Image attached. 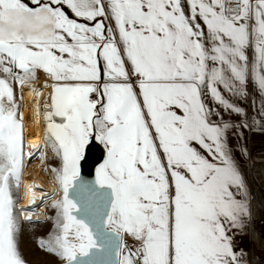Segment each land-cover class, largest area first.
I'll return each mask as SVG.
<instances>
[{
  "label": "snow or ice",
  "instance_id": "obj_1",
  "mask_svg": "<svg viewBox=\"0 0 264 264\" xmlns=\"http://www.w3.org/2000/svg\"><path fill=\"white\" fill-rule=\"evenodd\" d=\"M249 80L262 99L245 108ZM241 129L264 131V0H0V264H26L13 190L49 148L57 187L28 193L55 209L38 245L60 264H264V197L228 143Z\"/></svg>",
  "mask_w": 264,
  "mask_h": 264
},
{
  "label": "bare ground",
  "instance_id": "obj_2",
  "mask_svg": "<svg viewBox=\"0 0 264 264\" xmlns=\"http://www.w3.org/2000/svg\"><path fill=\"white\" fill-rule=\"evenodd\" d=\"M41 82L45 79L42 73L39 74ZM44 97H47L49 89H44ZM23 115H24V123L26 130V145L33 143H41L45 136V122L41 119L38 123L33 117V104H34V96L33 94L25 88L23 91ZM27 151V148H26ZM47 155L50 158V155ZM33 157L25 159V169L23 172L22 180L23 184L21 187V201L18 205L19 214L22 218V223L26 226L38 225L45 222H40L44 220L45 217H48V209L50 208V201L45 198L44 201H41L39 198L36 201V205L34 209L30 208V194L28 193V187L30 185H38L39 187L36 189L37 196H45V194L51 195L54 189L57 187L53 178L46 179V177L42 173V164L38 163L35 166H32V161L35 160L39 154L36 150H33ZM258 156H264V154H260ZM261 160L264 161V157H261ZM59 199L60 196L57 195L55 197ZM31 211L33 215V222H29L24 220L23 217H26Z\"/></svg>",
  "mask_w": 264,
  "mask_h": 264
},
{
  "label": "rangeland",
  "instance_id": "obj_3",
  "mask_svg": "<svg viewBox=\"0 0 264 264\" xmlns=\"http://www.w3.org/2000/svg\"><path fill=\"white\" fill-rule=\"evenodd\" d=\"M17 93L19 95V87L17 86ZM46 127V123H45ZM249 147V146H248ZM249 151V149H248ZM48 154L50 158L47 161L42 162L40 155L32 161V166H35L38 163L42 164V173L46 179L53 178L54 175L49 171L52 166H59V160L53 155L51 148L48 149ZM249 181V175H248ZM249 183V182H248ZM21 188L19 190H13L14 199L17 200V208L21 201ZM55 209L51 207L48 209V216H54ZM22 234L18 235L20 242V250L23 258L26 261V264H60L57 257L53 254L47 253L45 250L41 249L38 245V239L43 237L47 238L49 233L53 231L52 222L47 221L46 223L26 226L22 223Z\"/></svg>",
  "mask_w": 264,
  "mask_h": 264
},
{
  "label": "crops",
  "instance_id": "obj_4",
  "mask_svg": "<svg viewBox=\"0 0 264 264\" xmlns=\"http://www.w3.org/2000/svg\"><path fill=\"white\" fill-rule=\"evenodd\" d=\"M73 18H75V17H73ZM76 19H78V22H84L83 20H80L79 18H76ZM98 19H102V18H98ZM89 23L91 25L94 22H89ZM39 74L40 73H38V75ZM248 90L250 92L249 101H237L238 103H241L242 106H244L245 108L249 107V103H250L251 100H255L257 102V105H258L259 102L262 99V97L260 96L259 92L255 88V86H254V84L252 83L251 80H249ZM232 99H235V98H232ZM205 102L209 105V107H218L217 105H215L213 103V101L209 97H205ZM220 110L223 111V109H220ZM249 112L251 113V109L250 108H249ZM235 119H238V118H235ZM240 131L243 132V138H241L237 134L236 130H233L232 132H230L228 134V143H229V146L233 149V153H234L237 161L240 164V167H241V169L243 171V174H244V176L246 178V181H247V184H248V187H249L248 172H247V163H248V158H249V152H248V156L247 157H243L242 158L240 156V153L238 151H236V149H237V147H240V149L243 150V147L246 146L247 147V151H248L249 134L250 133H249L248 129H241ZM250 131L254 132V133L264 134V131H261V130H250ZM239 242H240L242 247H245L246 250L250 249V240L249 239L241 238Z\"/></svg>",
  "mask_w": 264,
  "mask_h": 264
},
{
  "label": "built area",
  "instance_id": "obj_5",
  "mask_svg": "<svg viewBox=\"0 0 264 264\" xmlns=\"http://www.w3.org/2000/svg\"><path fill=\"white\" fill-rule=\"evenodd\" d=\"M249 158L247 163V172L249 175V188L253 194L258 197H264V161L261 160L260 154H264V134L254 133L249 130ZM258 207V205H257ZM259 219L255 224L259 226ZM250 249H254V244L250 240ZM257 252L258 249H255Z\"/></svg>",
  "mask_w": 264,
  "mask_h": 264
},
{
  "label": "water",
  "instance_id": "obj_6",
  "mask_svg": "<svg viewBox=\"0 0 264 264\" xmlns=\"http://www.w3.org/2000/svg\"><path fill=\"white\" fill-rule=\"evenodd\" d=\"M105 154L102 146H97L93 148V151L88 159L87 167H82L81 175L88 181L95 180L96 169L99 167L103 160L105 159Z\"/></svg>",
  "mask_w": 264,
  "mask_h": 264
}]
</instances>
